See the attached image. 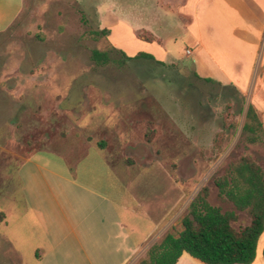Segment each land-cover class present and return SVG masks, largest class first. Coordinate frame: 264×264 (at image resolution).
<instances>
[{
    "label": "rangeland",
    "instance_id": "374dc122",
    "mask_svg": "<svg viewBox=\"0 0 264 264\" xmlns=\"http://www.w3.org/2000/svg\"><path fill=\"white\" fill-rule=\"evenodd\" d=\"M99 30L93 2L24 0L19 19L0 35V76L6 64L24 68L6 70L14 73L12 83L19 95L0 102L5 110L20 107L18 117L10 113L3 118L0 109V195L3 190L11 193L6 210L13 206L10 198L23 209L17 214L21 219L13 211L6 227L7 239L24 262L9 245L4 248L0 238V256L5 254L0 264H32L36 249L45 246L25 208L17 177L18 165L38 152L64 158L77 168L80 182L119 200L123 182L117 171L115 178L105 167L107 153L98 141L115 144L111 150L119 153V163L135 176L132 190L143 184V190L138 189L142 216L132 222L145 229L152 225L144 219L145 208L159 222L165 214L164 237L183 230L191 202L205 187L211 204L234 208L215 185L231 163L250 156L264 170V126L257 143L244 131L251 105L247 96L199 79L187 61L172 65L127 61L105 37L94 34ZM94 50L108 52L110 61L96 63ZM136 148H141L139 157ZM249 222L241 214L239 225ZM3 227L0 223L1 235ZM161 238L162 232L136 263Z\"/></svg>",
    "mask_w": 264,
    "mask_h": 264
},
{
    "label": "crops",
    "instance_id": "0c3cea01",
    "mask_svg": "<svg viewBox=\"0 0 264 264\" xmlns=\"http://www.w3.org/2000/svg\"><path fill=\"white\" fill-rule=\"evenodd\" d=\"M86 1L96 6L99 29L110 30L107 40L114 51L131 58L144 53L154 59H141L164 65L187 61L196 76L212 79L247 96L264 126V0ZM23 7L24 0H0V35L19 19ZM142 34L152 40L141 38ZM7 66L0 76V102L19 95L12 83L14 73L6 70L24 68ZM18 108L14 106L9 111L0 106L4 109L1 117L10 113L18 117ZM96 141L88 142L89 146ZM98 146L107 153V170L115 178L117 171L123 182L119 200L107 191L80 182L77 168L62 157L51 158L38 152L18 165L25 208L45 241V246L36 249L32 264H138L137 258L150 241L160 232L162 238L158 243L164 239L165 214L159 222L158 216H150L149 208L145 213V208L144 219L153 226L145 229L132 222L142 216L138 189L143 184L132 190L135 176L127 174L129 169L119 163V153L111 150L115 144L111 146L104 140L98 141ZM139 149L136 148V157L141 156ZM67 187L73 191L65 190ZM9 194L5 195L3 190L0 195V213L5 215L4 221H0L4 226L0 238L4 248L9 245L23 263L20 251L7 239L8 219L13 211H17V216L22 209L16 208L14 198H10L13 206L4 208ZM21 217L19 214L16 218ZM263 251L264 232L252 264H264ZM1 258L5 259L4 252L0 261ZM177 264L204 263L185 252Z\"/></svg>",
    "mask_w": 264,
    "mask_h": 264
},
{
    "label": "trees",
    "instance_id": "16d2710c",
    "mask_svg": "<svg viewBox=\"0 0 264 264\" xmlns=\"http://www.w3.org/2000/svg\"><path fill=\"white\" fill-rule=\"evenodd\" d=\"M94 34L105 37L108 42L110 30H99ZM140 37L152 40L145 34ZM121 54L127 61L147 57L154 59L144 53L134 58ZM92 58L101 65L110 61L105 51L94 50ZM198 78L216 83L212 79ZM244 131L252 135V143H257L263 132V123L252 105L247 111ZM215 185L220 197L234 208L225 210L211 204L210 190L205 187L191 202L183 219V230L177 235L168 233L161 243L148 250L139 264H177L185 252L204 264H252L255 261L258 243L264 232L263 168L252 157L243 156L231 163L224 175L215 179ZM241 214L250 219L247 225H239ZM4 219L5 215L0 213V221Z\"/></svg>",
    "mask_w": 264,
    "mask_h": 264
},
{
    "label": "built area",
    "instance_id": "2783aa9c",
    "mask_svg": "<svg viewBox=\"0 0 264 264\" xmlns=\"http://www.w3.org/2000/svg\"><path fill=\"white\" fill-rule=\"evenodd\" d=\"M188 52H190V51H188Z\"/></svg>",
    "mask_w": 264,
    "mask_h": 264
}]
</instances>
